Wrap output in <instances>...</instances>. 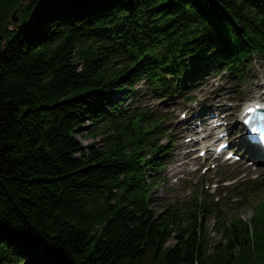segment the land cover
Segmentation results:
<instances>
[{
    "label": "trees",
    "instance_id": "obj_1",
    "mask_svg": "<svg viewBox=\"0 0 264 264\" xmlns=\"http://www.w3.org/2000/svg\"><path fill=\"white\" fill-rule=\"evenodd\" d=\"M252 1L260 6L249 0H43L28 27L8 32L0 48V264H27L24 242L51 264H252L254 243L240 221L221 225L226 243L212 255L195 218L184 224L172 212L149 210L136 150L142 132L130 118L114 115L104 98L143 77L158 81L171 59L180 72L178 60L190 53L187 42L203 35L198 15L208 8L210 22L223 14L221 30L236 22L249 47L262 48L264 0ZM37 2L0 0V47L11 13L17 9L25 22ZM121 21L137 43L111 46V36L123 32L113 24ZM232 37L237 54L244 41ZM85 118L108 134L105 149L78 142ZM253 230L264 248V211ZM173 233L177 242L168 247Z\"/></svg>",
    "mask_w": 264,
    "mask_h": 264
},
{
    "label": "rangeland",
    "instance_id": "obj_2",
    "mask_svg": "<svg viewBox=\"0 0 264 264\" xmlns=\"http://www.w3.org/2000/svg\"><path fill=\"white\" fill-rule=\"evenodd\" d=\"M251 75L249 78H253L254 81H257L256 79H258L259 75H258V71L255 70V68L253 67L250 71ZM248 82V80H247ZM246 82V83H247ZM211 83H214L215 84V88L214 89H211V87H207V88H202L200 91H199V94L201 92H205V95L207 96L206 100H209V101H214L218 94L222 91V89H230L232 88L231 85H228L229 83L228 82H220L219 80H214V81H211ZM246 83H240L238 84V87L239 88H242L243 85H245ZM231 84H234L233 82H231ZM228 86V87H227ZM226 87V88H225ZM225 95V94H224ZM238 95V93H237ZM236 95V96H237ZM242 99H245L246 101V96H243L241 97ZM156 98H149V99H144L142 101V103H145V104H148L150 101L152 100H155ZM149 101V102H148ZM155 103V101H153ZM88 122L85 121L84 124H87ZM81 134H84V131H82L81 133L79 132L78 135H77V139H78V142L86 147L88 144H95L97 142H100L98 139L92 137L89 133L85 134V135H81ZM179 146V143L175 144L173 147H177ZM168 161L166 162H170L171 160H173V163L169 166V172L172 173H176V174H184V171H182L183 168H185L186 170V167H184L183 163H184V160H181L180 159V154H179V151L178 149H173L172 150V155H169ZM249 171V174H251L252 176H257L258 180L261 181V182H264V168L263 167H259V168H252V169H248ZM163 174H168L169 176V173H167L166 170L163 171ZM215 174V177H218L221 175V177H225L226 179H232L234 178L235 176H237L238 174V171L236 168L234 167H228L226 166L225 164H223L221 166V168L218 169V171L215 173L214 171L211 172V175H214ZM176 176H174L173 178H175ZM213 179V178H211ZM250 179H253L250 177ZM176 185V188L178 187L177 184ZM193 186V185H192ZM195 186V185H194ZM195 189V187H193ZM171 189H174L172 187V185L170 186H159L157 188H155L153 190V193L151 192V195H150V203H151V206H153V208H155L156 210L160 211L162 209V206H163V203L172 199V192L170 191ZM184 195H186V191L183 190L182 188H179L178 189V192H177V198H182ZM262 198H264V195H262ZM235 211H237L240 216H242L244 219H249L250 216H251V210L248 208V207H239L237 208ZM214 225H215V220H214V217H209L208 218V221H207V231H208V237H209V249L211 247H213L219 240H220V234L219 232L216 230V228H214ZM174 239L171 238L168 242H167V245H173L174 244Z\"/></svg>",
    "mask_w": 264,
    "mask_h": 264
}]
</instances>
